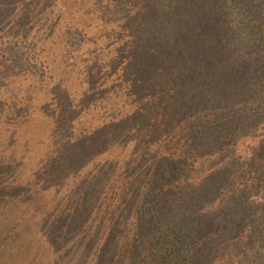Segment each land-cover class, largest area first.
I'll list each match as a JSON object with an SVG mask.
<instances>
[{"label":"trees","instance_id":"trees-1","mask_svg":"<svg viewBox=\"0 0 264 264\" xmlns=\"http://www.w3.org/2000/svg\"><path fill=\"white\" fill-rule=\"evenodd\" d=\"M0 264H264V0H0Z\"/></svg>","mask_w":264,"mask_h":264},{"label":"rangeland","instance_id":"rangeland-1","mask_svg":"<svg viewBox=\"0 0 264 264\" xmlns=\"http://www.w3.org/2000/svg\"><path fill=\"white\" fill-rule=\"evenodd\" d=\"M99 102V101H98ZM96 102V103H98ZM106 114H103V111H100L99 113V116H102V117H105ZM101 120V119H100ZM38 122H37V119H33L30 123H29V126L28 128L30 127V136L32 139V141H39L41 140V138L43 139L45 134L44 132H39V130L37 128H35L36 126H38Z\"/></svg>","mask_w":264,"mask_h":264}]
</instances>
